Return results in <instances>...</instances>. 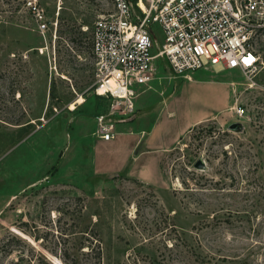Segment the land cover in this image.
I'll return each mask as SVG.
<instances>
[{
	"label": "rangeland",
	"instance_id": "374dc122",
	"mask_svg": "<svg viewBox=\"0 0 264 264\" xmlns=\"http://www.w3.org/2000/svg\"><path fill=\"white\" fill-rule=\"evenodd\" d=\"M112 8L0 0V264H264V32L252 80L221 64L192 74L228 81L232 107L185 133L155 188L94 168L98 119L116 132L147 127L186 78L157 57L130 116L97 95L92 28ZM200 85L188 90L199 108L222 102ZM199 158L207 169L194 167Z\"/></svg>",
	"mask_w": 264,
	"mask_h": 264
},
{
	"label": "built area",
	"instance_id": "2783aa9c",
	"mask_svg": "<svg viewBox=\"0 0 264 264\" xmlns=\"http://www.w3.org/2000/svg\"><path fill=\"white\" fill-rule=\"evenodd\" d=\"M111 1L112 10L92 28L93 86L97 95L114 99L129 116L139 87L156 78L157 57L185 78L221 64L252 80L263 65L256 47L264 32V0ZM232 110L244 115L240 105ZM103 117L98 119L100 136L109 140L117 132Z\"/></svg>",
	"mask_w": 264,
	"mask_h": 264
},
{
	"label": "crops",
	"instance_id": "0c3cea01",
	"mask_svg": "<svg viewBox=\"0 0 264 264\" xmlns=\"http://www.w3.org/2000/svg\"><path fill=\"white\" fill-rule=\"evenodd\" d=\"M205 83L220 89L224 96L215 108L202 110L196 104L197 93L188 90ZM232 100V87L228 81L200 76L192 78L191 75L160 104L154 120L147 127L117 131L109 140L96 137L94 168L102 174L134 178L157 188L164 182L162 163L167 153L177 146L189 129L230 110Z\"/></svg>",
	"mask_w": 264,
	"mask_h": 264
},
{
	"label": "water",
	"instance_id": "95a60500",
	"mask_svg": "<svg viewBox=\"0 0 264 264\" xmlns=\"http://www.w3.org/2000/svg\"><path fill=\"white\" fill-rule=\"evenodd\" d=\"M228 128L230 130H233V131H237V132H240L243 130L244 128V125H243V122L241 121H233L231 122L229 125H228ZM194 167L197 168V169H207V165H206V162L205 160H203L202 158H199L195 164H194Z\"/></svg>",
	"mask_w": 264,
	"mask_h": 264
},
{
	"label": "bare ground",
	"instance_id": "6f19581e",
	"mask_svg": "<svg viewBox=\"0 0 264 264\" xmlns=\"http://www.w3.org/2000/svg\"><path fill=\"white\" fill-rule=\"evenodd\" d=\"M83 102H84V98L82 96H78V98L75 101L71 102L70 108L75 109L77 104H81Z\"/></svg>",
	"mask_w": 264,
	"mask_h": 264
}]
</instances>
